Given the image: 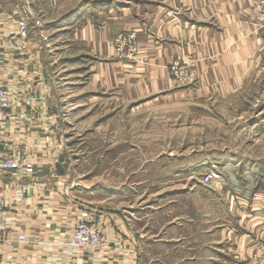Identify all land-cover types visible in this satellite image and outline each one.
Listing matches in <instances>:
<instances>
[{"label": "crops", "instance_id": "1", "mask_svg": "<svg viewBox=\"0 0 264 264\" xmlns=\"http://www.w3.org/2000/svg\"><path fill=\"white\" fill-rule=\"evenodd\" d=\"M19 1L9 9L6 4L11 2L0 0L1 11L16 15L27 1L37 24L45 18L36 4L44 0ZM48 1L51 9L58 8V0ZM253 2L116 0L97 13L95 22L81 18L84 22L74 30L73 38L95 58L87 88L100 93L97 98L105 105L122 101L135 103V108L160 98L223 97L243 90L260 75L264 77V29L251 10ZM112 12L115 16L107 17ZM128 30L137 35L140 55L120 60L111 41ZM1 49L0 83L9 91L11 103L9 120L0 126V159L14 160L18 169L13 177L0 173V199L9 206L0 214V221L8 223L0 237V264H47L42 243L70 234L89 204L84 200L85 189L79 199L72 188L74 181L72 185L68 181L71 150L60 137L63 114L58 111L54 80L47 74L43 45L33 43L29 36L5 40ZM177 57L195 62L199 77L195 86L174 84L169 67ZM24 163L34 165V175L26 174ZM224 169L231 170L230 174L214 183L228 189L221 198L217 191L212 193L213 201L223 202L221 207L214 204L217 211L222 209L220 220L217 214L209 223L201 216L184 218L169 229L178 231L176 236L158 233L144 240L128 236L122 221L114 218L113 225L104 229L113 250L102 258V264H168L169 258H177L179 264H264V187L248 182L240 189L233 166ZM247 175L249 171L244 172L248 180ZM23 187L27 192L19 199ZM199 191L195 185V195ZM209 195L201 198L207 200ZM145 217L135 222L149 223L148 214ZM110 228L117 229L116 236L110 235ZM189 234L196 235L192 242Z\"/></svg>", "mask_w": 264, "mask_h": 264}, {"label": "rangeland", "instance_id": "2", "mask_svg": "<svg viewBox=\"0 0 264 264\" xmlns=\"http://www.w3.org/2000/svg\"><path fill=\"white\" fill-rule=\"evenodd\" d=\"M7 1L11 2L6 4L9 9L21 3ZM49 2L36 3L45 12V18L37 24L31 14L29 36L33 43L43 45L47 74L54 80L58 111L63 114L60 137L71 150L66 164L68 181L70 185L74 181L72 188L76 197L82 199V192L86 191L84 200L89 209L101 212L100 227L104 236L109 238L104 229L113 225L114 218L122 221L128 236L136 239L153 238L158 233L162 236L170 232L173 223L184 218L193 220L201 216L209 223V218L217 214L220 220L222 209L217 211L214 204L221 207L223 202L215 198L213 201L212 193L218 192L221 198L228 189H221L214 182L230 174L231 170L224 169L229 164L241 183L240 189L248 182L264 187L263 76L243 90L223 97H166L141 103L137 108L135 103L122 101L118 105H105L97 98L100 93L87 88L95 58L73 38V33L83 24L81 18L95 22L97 13L107 10L116 0H58L55 10ZM28 7L32 13V4L26 1L19 6L18 14ZM108 15L110 18L115 13ZM116 57L120 59L117 53ZM184 61L194 64L195 82L180 84L169 67L170 76L177 87H193L199 80L194 61L174 58L170 66L175 68L179 63L180 76L186 77L190 65ZM248 171L247 180L244 172ZM213 174L219 178L206 184ZM195 185L200 190L197 195L193 192ZM181 191L187 192L182 195ZM204 192L210 194L207 200L201 198L206 196ZM103 194L106 196L102 197ZM109 194L117 198L111 199ZM136 208L144 211L137 212ZM149 208L154 211L148 212ZM146 214L151 219L149 223L135 222L145 219ZM110 230V235L116 236L117 229ZM169 234L179 233L175 230ZM189 235L188 241L192 242L196 235ZM112 250L113 242L106 256ZM166 261L179 264L177 258Z\"/></svg>", "mask_w": 264, "mask_h": 264}, {"label": "built area", "instance_id": "3", "mask_svg": "<svg viewBox=\"0 0 264 264\" xmlns=\"http://www.w3.org/2000/svg\"><path fill=\"white\" fill-rule=\"evenodd\" d=\"M252 12L261 29H264V0H254ZM30 16L29 7L21 14L9 15L1 11L0 8V63L2 58V43L5 40L27 39L30 35ZM112 46L115 48L120 59L137 58L140 55V45L137 35L134 31L123 32L115 39ZM178 61L181 60L177 57ZM190 65L188 73L181 78L180 69L170 66L171 74L176 75L177 81L182 85L195 82L193 70L194 64L184 61ZM174 64V63H173ZM172 65V64H171ZM11 98L9 91L0 83V126L9 120ZM27 175H34L35 168L32 163H24L22 166ZM18 164L12 159H0V173L9 174L11 177L17 175ZM208 177L206 184L214 178L219 177L213 174ZM214 181V180H213ZM27 188L23 187L19 199L23 198ZM8 204L0 199V214L8 208ZM101 212L98 210H84L79 216L77 222L70 229V234L61 235L56 240L42 243L41 254L47 264H102V258L111 249V239L101 233ZM8 228V223L0 221V237Z\"/></svg>", "mask_w": 264, "mask_h": 264}, {"label": "bare ground", "instance_id": "4", "mask_svg": "<svg viewBox=\"0 0 264 264\" xmlns=\"http://www.w3.org/2000/svg\"><path fill=\"white\" fill-rule=\"evenodd\" d=\"M258 19L260 20L259 16H258L257 20H258ZM260 21H261V20H260ZM261 22H262V21H261Z\"/></svg>", "mask_w": 264, "mask_h": 264}]
</instances>
